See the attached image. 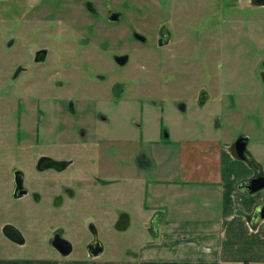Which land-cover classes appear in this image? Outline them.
<instances>
[{"label": "rangeland", "instance_id": "rangeland-1", "mask_svg": "<svg viewBox=\"0 0 264 264\" xmlns=\"http://www.w3.org/2000/svg\"><path fill=\"white\" fill-rule=\"evenodd\" d=\"M12 1L0 0V38L15 39L19 31L26 36L32 27L31 13H23L22 27L16 12L7 13L15 11ZM97 2L102 15L106 5H112L125 14L124 20L113 24L82 12L68 13L67 21L48 22L41 14L37 40L27 38L24 45L26 53L49 45L52 56L60 59L55 68L61 80L70 89L82 87L86 111L81 123L73 121L70 129L58 136L59 141L56 137L48 147L53 156L74 159L66 175L36 171L31 154L40 144L19 141L23 135L22 127H17L16 96L4 94L20 82L2 70L13 69L23 57L16 39L11 46L0 44V148L7 163L2 172L8 180L7 195L0 198V228L2 222H13L25 237V244L18 246L0 232V257L54 258L60 264H82L90 258L85 249L90 220L103 245L98 257H127L129 250L149 238L142 227L147 217L141 206L143 187L171 183L172 177L177 180L179 141L186 138L219 137L234 142L245 135L247 153L264 171V86L256 72V62L264 57V9L250 8L249 0ZM164 24L173 36L168 46L157 47V29ZM132 30L143 34L146 42L131 41ZM60 37H65L62 44L57 43ZM84 37L88 42L74 57L70 52L78 47L75 38L81 43L79 39ZM128 48L132 51L130 62L119 69L111 54ZM82 53L88 60L82 59ZM96 71L106 80L96 77ZM28 74L22 79L31 85L34 77ZM117 79L125 83L118 102L109 91ZM201 91L208 96L203 104L198 102ZM90 97L100 100L96 107L91 108ZM22 125L33 137L35 122L25 119ZM59 127V122L53 123L55 131ZM81 131L84 136L77 134ZM141 156L151 157L152 166L142 170L147 180L136 181L135 172L132 175L130 171ZM11 164L23 168L26 175L28 195L19 199L9 193ZM161 168L168 173L167 180H160ZM93 172H101L102 183L92 180ZM78 173L84 176L81 182L75 179ZM61 181L74 187L76 194L71 199L61 193L62 206L52 213L51 194L60 192ZM33 191L40 194V202L32 197ZM63 204H68L65 209ZM119 211L129 212L130 222L119 218ZM126 222L124 231L117 228ZM64 225L74 246L67 256L48 244L52 228Z\"/></svg>", "mask_w": 264, "mask_h": 264}, {"label": "crops", "instance_id": "crops-1", "mask_svg": "<svg viewBox=\"0 0 264 264\" xmlns=\"http://www.w3.org/2000/svg\"><path fill=\"white\" fill-rule=\"evenodd\" d=\"M179 143L177 180L172 177L171 183L143 187L142 210L151 217H145L142 227L149 238L129 250L127 257L101 259L102 249L96 256L88 254L82 264H264V220L250 223L263 191L245 194L236 187L255 173L253 165L237 157L234 142L228 139L186 138ZM141 159L148 165H141ZM149 166L151 157L141 156L130 173L135 172L136 181L147 180L142 170ZM158 174L161 181L167 180L164 168ZM154 215L159 224L152 235L146 223ZM119 216L130 222L129 212L119 211ZM127 222L117 228L124 231ZM0 264L60 262L0 257Z\"/></svg>", "mask_w": 264, "mask_h": 264}, {"label": "flooded vegetation", "instance_id": "flooded-vegetation-1", "mask_svg": "<svg viewBox=\"0 0 264 264\" xmlns=\"http://www.w3.org/2000/svg\"><path fill=\"white\" fill-rule=\"evenodd\" d=\"M251 3L250 8H261L264 9L263 0H249ZM13 7H15V11L13 9L7 11L9 14H13L14 12L19 15L21 19V27L25 25L23 22V13L28 12L32 15L30 16L33 20L30 19V24L32 27L27 30L26 36L22 31H19V36L15 39L18 43V50L20 54H22L23 60H20L13 69H3L4 73L10 72V76L14 80H19V84H17L11 90L5 91L4 96L12 98L14 95L16 96V110L15 115L17 117V127H22V137L20 138V142L24 141H32L34 143H39L40 145L37 148H32V156L34 157V167L36 171L43 172L45 170H51L54 174H57L59 177L61 175H66L74 164V159L72 157L66 156H53L51 155L48 147L54 144V140L56 137L64 133L67 129H70L71 125H73V121L77 123H81L82 116L85 111L82 107V87L80 89H70L63 80H61L60 74H57L58 70L55 68L56 60H60L59 58L52 56L50 46H36L29 53H26L24 45L25 40H37L38 38V30L40 28V16L41 14H45V19L48 22H60L68 20V13H82L91 15L93 18L105 19L109 23L118 24L122 22L125 18V14L120 10V8H116L112 5H106L105 14L102 15V7L98 4L97 0H13L11 2ZM27 13V14H28ZM9 14H6L9 16ZM84 14V13H83ZM22 16V17H21ZM28 23V21H27ZM135 32L132 30L130 34L131 41H139L140 43L146 42V37L143 35L144 39H138L135 37ZM139 33V32H138ZM70 36V35H69ZM173 36V31L168 29L164 24L161 28L157 29L156 35V45L157 47H164L170 44L171 37ZM86 37V36H85ZM79 39L81 43L75 38V43L78 47H75L70 53L75 57L76 55H80L82 51L81 45H86L88 39L86 38ZM13 38H0V44H6L7 46H11ZM65 39V37H60L59 41L57 39L58 44H62L61 40ZM161 40V41H159ZM4 41V42H2ZM66 41V40H65ZM36 44V43H35ZM66 44H69V47L72 46V43L66 41ZM65 44V46H66ZM134 47V46H132ZM103 45H100V51H102ZM64 51V49H62ZM131 48H128L126 51L115 52L111 54L112 61L114 64L121 69L126 64L130 62L131 59ZM65 57H69L67 54L63 53ZM82 59L88 60L85 56L86 53H82ZM126 56L124 63H119L118 59L115 57ZM101 60V59H100ZM92 61V60H91ZM93 62V61H92ZM100 62V61H98ZM94 63V62H93ZM40 72V73H38ZM256 72L259 81L264 86V57L260 58L258 62H256ZM26 73H29L27 77H34L33 81H31V85L28 84V81L24 82L22 76ZM36 73V74H35ZM95 76L100 80H106V76L102 73L96 71ZM68 79L72 78L67 75ZM115 80L111 84L110 92L114 96L113 98L118 102L120 100L119 96L125 88V83ZM56 89H59L57 91ZM206 94L204 91L199 92L200 94ZM207 95V94H206ZM198 96V98H199ZM208 99V98H207ZM206 99V100H207ZM87 100V99H84ZM89 103L91 108L96 107L100 100L95 97L89 98ZM205 100V101H206ZM204 101V102H205ZM199 102V99H198ZM204 102H200L203 104ZM182 108V107H181ZM98 115V114H97ZM25 119H29L31 122L34 121V133L33 137L29 131L23 129V121ZM59 122L61 127L57 129V131L53 128V123ZM81 136H84V132L81 131ZM245 136V135H241ZM59 141V137L56 139ZM248 143V141H247ZM31 147L33 145H30ZM36 146V144H35ZM3 148H0V198H3L4 195H7V186L8 180L6 178V173L2 172V169L7 167V163L5 162V154ZM248 154V153H247ZM247 161L253 165L254 169L256 167L260 170L259 166L250 158L249 154L247 155ZM145 164V160L143 161ZM10 173H11V181H10V196L14 199H19L28 195V187L25 184L26 175L23 168L17 166L16 164L10 165ZM16 170H21L22 172V180L23 185L21 190L16 189ZM256 171V170H255ZM72 172V171H71ZM264 172V171H263ZM91 177L93 181L102 183L101 172H93L91 173ZM20 175V174H18ZM70 175V173H69ZM83 175L78 173L76 180L82 181ZM61 181L60 192L51 194V204L50 211L55 212V208L62 206L63 202V194L65 197L72 198L75 196V190L70 184H64ZM53 191H56V188L53 186ZM34 195V196H33ZM32 197L40 202L41 196L37 192H32ZM64 206V204H63ZM2 207V205H1ZM66 207L64 206V209ZM6 224L12 225L15 229H17L21 236H19V240H22L21 243H17L9 237H7L3 232V227ZM88 233L90 235L89 240L85 243V249H88V246L91 241L94 239H98V232L95 224L93 222L88 221ZM66 225L64 226H56L53 227L48 235V244L55 250L56 248H62L63 242L57 241V237H62L67 239L66 237ZM14 228H11L14 231ZM0 232L11 242L15 243L18 246H22L25 243V237L23 233L16 227L13 222L5 221L1 223ZM13 233V232H12ZM72 250L74 248L73 243ZM56 247V248H55ZM88 251V250H87ZM58 252V250H57Z\"/></svg>", "mask_w": 264, "mask_h": 264}, {"label": "water", "instance_id": "water-1", "mask_svg": "<svg viewBox=\"0 0 264 264\" xmlns=\"http://www.w3.org/2000/svg\"><path fill=\"white\" fill-rule=\"evenodd\" d=\"M264 3V0H263ZM135 37L138 39L143 40L144 37L138 32H135ZM161 41V40H159ZM118 59L119 63H124L126 56H121V57H115ZM208 96L204 93L200 94L199 96V102H204ZM248 138L246 136H239L235 141H234V150L237 155L242 160H247V150H246V144H247ZM255 173L248 179L242 180L237 184V189L245 194H251L256 191L262 190L263 191V200L260 204H258L255 209L253 214L250 216V223L251 224H258L261 221L264 220V172L259 170L257 167L255 169ZM20 174V175H18ZM16 189L21 190L22 185H23V180H22V172L21 170H16ZM158 215H154L149 222L146 223V226L149 229V232L152 235H155L157 233V228L159 224L158 220ZM11 228H14L10 224H6L3 227V232L4 234L9 237V239L21 243L22 240H19V236H21L20 232L14 228V231L11 230ZM13 232V233H12ZM57 241L63 242L62 248H56L59 252L60 255L62 256H67L70 254L72 251V245L71 242L68 239L62 238V237H57ZM103 249V245L101 242L97 239H94L93 241L90 242L88 246V254L90 256H96L98 255Z\"/></svg>", "mask_w": 264, "mask_h": 264}, {"label": "trees", "instance_id": "trees-1", "mask_svg": "<svg viewBox=\"0 0 264 264\" xmlns=\"http://www.w3.org/2000/svg\"><path fill=\"white\" fill-rule=\"evenodd\" d=\"M141 160H142V159H141ZM141 160H140V161H141ZM142 161H143V160H142Z\"/></svg>", "mask_w": 264, "mask_h": 264}]
</instances>
